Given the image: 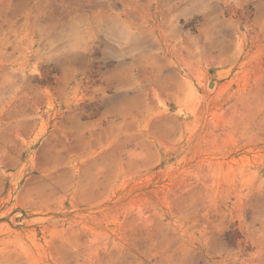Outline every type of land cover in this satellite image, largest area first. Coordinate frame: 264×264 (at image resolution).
<instances>
[{"label": "rangeland", "instance_id": "1", "mask_svg": "<svg viewBox=\"0 0 264 264\" xmlns=\"http://www.w3.org/2000/svg\"><path fill=\"white\" fill-rule=\"evenodd\" d=\"M0 264H264V0H0Z\"/></svg>", "mask_w": 264, "mask_h": 264}]
</instances>
